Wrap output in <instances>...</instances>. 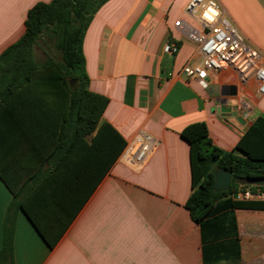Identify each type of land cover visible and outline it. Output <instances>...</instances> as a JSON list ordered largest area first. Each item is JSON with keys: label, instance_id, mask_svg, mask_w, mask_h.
I'll list each match as a JSON object with an SVG mask.
<instances>
[{"label": "crops", "instance_id": "crops-1", "mask_svg": "<svg viewBox=\"0 0 264 264\" xmlns=\"http://www.w3.org/2000/svg\"><path fill=\"white\" fill-rule=\"evenodd\" d=\"M50 1L0 0V54L23 35L28 10ZM189 1L108 0L83 37L88 89L108 99L102 120L126 144L140 134L154 140L140 169L125 164L121 153L102 179L87 181L71 195L67 169L54 174L56 159L36 116L26 115L25 133L16 130L1 143L0 171L20 183L38 222L53 226L49 234L60 233L71 216L49 247L20 209L6 264H264V210H232L223 236L203 243L185 208L192 187L189 145L181 131L204 122L212 143L231 151L253 121L264 117V95L254 85L236 87V96L229 97L222 94L223 86L234 85L228 75L210 76L203 84L181 73L200 61L195 43L175 26L179 20L197 26L185 13ZM216 1L222 16L264 52V0ZM170 43L177 47L173 54L163 52ZM241 99L253 105L248 118L238 108ZM11 200L0 179V250Z\"/></svg>", "mask_w": 264, "mask_h": 264}, {"label": "trees", "instance_id": "trees-1", "mask_svg": "<svg viewBox=\"0 0 264 264\" xmlns=\"http://www.w3.org/2000/svg\"><path fill=\"white\" fill-rule=\"evenodd\" d=\"M107 1L36 3L27 12L23 35L0 54V148L4 139L16 130L25 133L26 115L32 119L36 116L39 121L36 127L50 142V158L56 159L54 174L61 175L62 168L67 169L66 180L74 187H69L71 195L83 191L87 181L95 184L102 179L127 145L102 120L108 99L88 89L82 52L87 27ZM43 37L51 42L53 51H45V59L38 62L34 51L39 41L44 42ZM180 136L189 145L191 170L192 193L185 208L199 225L203 243H214L223 236L221 228L232 210H264V201L233 198L238 191L264 192V187L240 186L236 182L247 177L264 178V117L253 121L231 151L212 143L204 122L188 125ZM219 168L232 172V182L224 192L213 190L214 171ZM56 175L52 179L57 180ZM0 179L12 194L3 221L0 264L12 261L15 220L20 209L45 243L53 247L71 216L59 229L60 233L49 234L48 229L53 226L44 227L38 222L20 183L2 171Z\"/></svg>", "mask_w": 264, "mask_h": 264}, {"label": "built area", "instance_id": "built-area-1", "mask_svg": "<svg viewBox=\"0 0 264 264\" xmlns=\"http://www.w3.org/2000/svg\"><path fill=\"white\" fill-rule=\"evenodd\" d=\"M185 13L191 17L196 27L176 21L175 26L182 34L194 42L200 61L195 65L186 64L181 73L187 78L203 83L210 76L226 74L238 88L254 85L258 95H264V52L251 45L229 20L222 16L216 0H190ZM175 44H166L163 52L173 54ZM238 108L244 118L253 111V105L239 100ZM154 140L140 134L131 140L121 155V160L134 169H140L148 160ZM236 200L264 201L263 191H238Z\"/></svg>", "mask_w": 264, "mask_h": 264}, {"label": "water", "instance_id": "water-1", "mask_svg": "<svg viewBox=\"0 0 264 264\" xmlns=\"http://www.w3.org/2000/svg\"><path fill=\"white\" fill-rule=\"evenodd\" d=\"M73 81H71V84ZM203 84H206L205 81ZM222 94L229 97H234L237 94V88L234 85L223 86ZM232 182V172L227 171L223 168L216 169L214 171V186L213 190L215 192H224L227 191ZM237 184L240 186L250 185V186H259L264 187V178H241L236 180Z\"/></svg>", "mask_w": 264, "mask_h": 264}, {"label": "rangeland", "instance_id": "rangeland-1", "mask_svg": "<svg viewBox=\"0 0 264 264\" xmlns=\"http://www.w3.org/2000/svg\"><path fill=\"white\" fill-rule=\"evenodd\" d=\"M43 41L46 43H42V41H39L38 46L35 47V51H34V58L36 61L41 62L45 59V51H49L52 53L53 48L51 45V42L49 40H47L46 37H43ZM49 48V50H47Z\"/></svg>", "mask_w": 264, "mask_h": 264}]
</instances>
